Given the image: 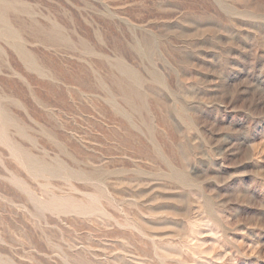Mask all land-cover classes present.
Wrapping results in <instances>:
<instances>
[{"label":"rangeland","instance_id":"374dc122","mask_svg":"<svg viewBox=\"0 0 264 264\" xmlns=\"http://www.w3.org/2000/svg\"><path fill=\"white\" fill-rule=\"evenodd\" d=\"M0 264H264V0H0Z\"/></svg>","mask_w":264,"mask_h":264}]
</instances>
